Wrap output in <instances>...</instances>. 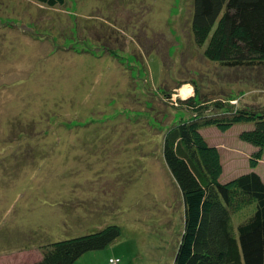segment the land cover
Wrapping results in <instances>:
<instances>
[{"label":"rangeland","instance_id":"obj_1","mask_svg":"<svg viewBox=\"0 0 264 264\" xmlns=\"http://www.w3.org/2000/svg\"><path fill=\"white\" fill-rule=\"evenodd\" d=\"M191 14L192 0H0V263L117 224L75 264H172L183 199L163 139L188 116L179 99L264 107V68L207 58ZM253 127L202 128L220 181L250 170Z\"/></svg>","mask_w":264,"mask_h":264},{"label":"trees","instance_id":"obj_2","mask_svg":"<svg viewBox=\"0 0 264 264\" xmlns=\"http://www.w3.org/2000/svg\"><path fill=\"white\" fill-rule=\"evenodd\" d=\"M34 1L50 7L66 2ZM191 27L195 41L206 44L207 58L229 67L264 68V0H192ZM178 105L188 116L171 125L163 139V159L183 199V228L172 264H264V171L255 169L264 156V107L194 96L179 99ZM250 121L254 127L239 136L258 147L248 159L251 168L222 182L217 149L207 144L201 130ZM120 233L119 225L109 224L46 243L31 264H75Z\"/></svg>","mask_w":264,"mask_h":264},{"label":"built area","instance_id":"obj_3","mask_svg":"<svg viewBox=\"0 0 264 264\" xmlns=\"http://www.w3.org/2000/svg\"><path fill=\"white\" fill-rule=\"evenodd\" d=\"M118 261H119L118 258H111V259H110V262L113 263V264L118 263Z\"/></svg>","mask_w":264,"mask_h":264},{"label":"crops","instance_id":"obj_4","mask_svg":"<svg viewBox=\"0 0 264 264\" xmlns=\"http://www.w3.org/2000/svg\"><path fill=\"white\" fill-rule=\"evenodd\" d=\"M40 258V257H39Z\"/></svg>","mask_w":264,"mask_h":264}]
</instances>
